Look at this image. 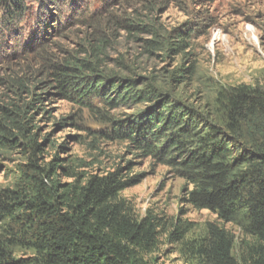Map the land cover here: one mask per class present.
I'll use <instances>...</instances> for the list:
<instances>
[{"label":"trees","instance_id":"1","mask_svg":"<svg viewBox=\"0 0 264 264\" xmlns=\"http://www.w3.org/2000/svg\"><path fill=\"white\" fill-rule=\"evenodd\" d=\"M38 1L34 8L28 0H0V33L28 27L24 50L34 44L41 49L51 32L59 33L65 6L76 0ZM127 26L148 36L141 40L151 55L192 48L188 23L166 30L154 23ZM102 48L96 46L89 59L44 50L43 81L31 84L18 75L9 83L10 101L0 103V154L19 152L25 160L14 184L0 187V264H156L152 254L163 236L178 245L187 264H264V84L220 88L202 106L150 76L102 68ZM183 70L193 75L191 67ZM181 73L171 79L183 82ZM53 96L90 110L93 100L106 104L98 113L112 129L103 137L129 142L141 156L174 169L189 186L184 201L217 214L223 225L207 222L201 229L152 211L139 218L121 196L140 180L130 175L131 162L98 172L83 160L48 158L35 111ZM121 106L135 112L108 117ZM69 119L55 125L64 127ZM229 223L243 232L239 257Z\"/></svg>","mask_w":264,"mask_h":264},{"label":"rangeland","instance_id":"2","mask_svg":"<svg viewBox=\"0 0 264 264\" xmlns=\"http://www.w3.org/2000/svg\"><path fill=\"white\" fill-rule=\"evenodd\" d=\"M28 4L38 8L41 2L28 0ZM145 23L164 30L188 23L192 32L189 53H146L141 38L148 36L127 26ZM29 27L35 30L33 22ZM60 29L48 35L41 49L34 44L31 50L22 48L30 37L28 27L0 33V103L10 101L9 83L18 75L31 84L46 78L44 63L39 60L44 50L55 57L73 52L89 59L96 46L103 47V54H98L102 68L150 76L202 106L212 101L220 88L264 84V0H76L65 6ZM190 67L193 75L181 73ZM180 73L185 76L183 82L171 79L172 74ZM90 104L91 110L60 96L46 100L44 106L38 104L41 109L35 111V123L41 138L48 139V158L59 154L69 160H83L91 171L98 172L131 162L129 173L140 175V180L121 196L139 218L152 211L168 222L181 218L201 229L207 222L221 223L217 214L184 201L189 186L174 169L141 156L129 142L103 137L112 129V123L98 113L106 104L99 100ZM133 112L135 108L121 106L111 110L108 117L123 118ZM65 117L70 119L64 127L55 125ZM61 145L65 149L58 150ZM24 160L19 152L0 154V187L14 184ZM225 226L237 238L234 255L239 257L243 232L236 223ZM177 250L178 245L163 236L159 250L152 254L153 260L156 264H187Z\"/></svg>","mask_w":264,"mask_h":264}]
</instances>
